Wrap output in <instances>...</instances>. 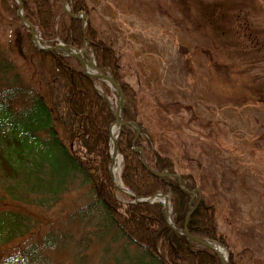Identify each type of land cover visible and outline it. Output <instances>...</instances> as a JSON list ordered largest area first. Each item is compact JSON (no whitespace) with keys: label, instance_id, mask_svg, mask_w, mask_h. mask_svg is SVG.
<instances>
[{"label":"trees","instance_id":"1","mask_svg":"<svg viewBox=\"0 0 264 264\" xmlns=\"http://www.w3.org/2000/svg\"><path fill=\"white\" fill-rule=\"evenodd\" d=\"M3 2L20 29L6 47L0 43V264H90V250L99 253V264H220L212 250L173 231L158 235L165 225L161 203H134L129 197L122 203L116 198L107 170L109 126L114 117L106 98L111 89L91 81L75 58L35 49L15 13L17 2ZM20 2L23 17L42 39L51 44L61 40L78 49L84 41L88 43L97 66L122 89L123 120L138 124L140 135L135 144L141 147L147 166L177 172L167 106L154 103L160 115L154 124L141 111L144 90L122 78L119 44L91 23L97 1L65 0L71 13H85L83 27L79 18L65 13L62 0ZM208 52L181 46L178 58L184 64L191 60L211 64ZM15 56L26 62V69ZM96 85H101L105 95ZM172 99L174 106L177 100ZM253 107L261 109L257 122L263 124L264 92L258 99L242 98L230 107L235 146L247 147L254 138L264 137L251 136L240 120ZM213 130L210 126L209 134ZM133 135V128L122 127L117 138L123 155L119 179L138 196L170 194L171 220L182 227L191 195L179 189L176 179L157 177L144 169L140 153L131 149ZM205 172L214 182L218 171L205 167ZM179 174L187 189L200 191L187 223L189 232L218 241L229 250L231 244L218 228L219 208L206 184L190 171ZM121 251L132 254L122 258ZM228 263L250 264L234 251Z\"/></svg>","mask_w":264,"mask_h":264},{"label":"rangeland","instance_id":"2","mask_svg":"<svg viewBox=\"0 0 264 264\" xmlns=\"http://www.w3.org/2000/svg\"><path fill=\"white\" fill-rule=\"evenodd\" d=\"M94 1L91 23L119 44L122 78L144 90L141 111L154 124L160 117L154 103L167 106L175 170L190 171L206 184L219 208V231L231 244L226 254L234 251L241 261L264 264V137L254 138L247 147L235 146L230 109L233 102L258 99L264 92V0ZM19 29L0 0L1 45L6 47ZM181 46L188 51L207 49L211 64L205 57L206 64L194 60L184 64L178 58ZM14 58L26 69L22 58ZM96 88L105 95L101 85ZM172 98L177 100L174 106ZM106 99L113 110L116 94L112 91ZM245 111L248 114L240 120L251 136L264 134V123L257 122L261 109ZM210 126L214 127L211 134ZM110 146L108 139V153ZM118 156L120 172L123 155ZM205 167L218 171L215 183ZM114 193L127 202L125 194L115 188ZM169 203L172 210L170 199ZM89 254L90 264H99V253L90 250ZM131 254L121 251L120 256Z\"/></svg>","mask_w":264,"mask_h":264},{"label":"water","instance_id":"3","mask_svg":"<svg viewBox=\"0 0 264 264\" xmlns=\"http://www.w3.org/2000/svg\"><path fill=\"white\" fill-rule=\"evenodd\" d=\"M18 2H19V5H18V8L16 10V14L19 17V19L22 21V23L28 28L29 35L31 38V43L33 44V46L35 48H37L38 50H41V51L56 52V53H60V54L65 55V56H70V57L75 58L79 62V64L81 65L84 74L89 76L90 79L95 78V79L104 81L116 93L117 103L113 109L114 121L110 125V132H109V141L111 144V151H110V161L108 164L109 177H110L115 189L122 192V193H125L129 197L133 198V200L135 202H138V203L139 202L153 203L155 201H161L163 204V208H162L163 217H164L166 224L160 230V232L163 230H166V229H171L175 233H177L181 236H184L188 241L197 243L202 247L211 249L217 255L220 264H228L227 256H225L219 250V247L221 249H224L223 246H221L218 242L208 240V239H202L200 237L192 235L188 231L187 222H188V219L190 217L192 210L194 209V206L189 207V211L186 214L183 227L182 228H176L172 224L170 217H169V206L167 205V195H164V194L157 192V193H154V194L149 195V196H135L127 188H124L123 186L118 185V182L116 180L115 173H114L115 157L118 153V150H117L115 138L112 136L111 128L114 125H118L119 129L121 127L132 126L135 130L134 136L132 139V149L136 152H141V149L135 145V141H136V139L140 133V129H139L137 123L135 121H124L123 120L122 109H123L124 99H123V93H122V90H121L119 84L115 81V79L110 74L104 73L102 71V69H100L96 65L92 55L88 51V44L86 41L84 42L83 47L81 49H77V48H74L72 46L66 45L62 42H57L54 45H49V44H47L46 41L41 40L37 36V34L35 33L32 24L22 16L21 4H20L19 0H18ZM62 2H63V8L66 11V13L73 16L74 18H81L83 21V19L85 17L83 12H80L78 14H71L69 12L66 4H65V1L62 0ZM83 24L84 23L82 22V26H83ZM141 163H142L143 167L150 174L157 176V177H163V178L164 177H175L177 179L179 185H181V179H180L179 174L171 173V172H167V171H152L151 169H149L146 162H145V158H144L143 154H141ZM195 191H198V190L194 189V190H191L189 192L192 195H194Z\"/></svg>","mask_w":264,"mask_h":264},{"label":"bare ground","instance_id":"4","mask_svg":"<svg viewBox=\"0 0 264 264\" xmlns=\"http://www.w3.org/2000/svg\"><path fill=\"white\" fill-rule=\"evenodd\" d=\"M115 131H117V127H116V126H114V127L112 128V133H113V135H114V132H115ZM115 161H117L118 164H119L120 157H119L118 155H116V157H115ZM118 164H117V168H115L114 171H115V170L118 171V169H119ZM116 171H115V172H116ZM164 200H165V199H164ZM167 203H168V200H167ZM219 250L221 251V253L224 254V250H223V249H221V248L219 247Z\"/></svg>","mask_w":264,"mask_h":264}]
</instances>
